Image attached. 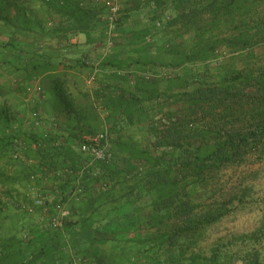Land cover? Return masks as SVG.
Returning a JSON list of instances; mask_svg holds the SVG:
<instances>
[{
	"label": "trees",
	"instance_id": "obj_1",
	"mask_svg": "<svg viewBox=\"0 0 264 264\" xmlns=\"http://www.w3.org/2000/svg\"><path fill=\"white\" fill-rule=\"evenodd\" d=\"M82 2H66L63 15L79 24L69 31L85 32L101 27L97 22L98 11L86 9ZM33 3V0H0V13L5 12L4 16L0 14V22L9 35L14 36L17 29L12 12L18 10L32 16ZM134 3L136 8H147L152 21L166 20L161 28L154 22L150 29L132 31L127 51L136 53V57L140 55L135 69L130 72L128 67L118 66L108 58L103 67H111L115 72L104 74L95 91L79 90L77 83L71 82L77 78L74 71L82 67L80 62L76 69L67 65L60 69V64L44 60L17 64L23 82L39 78L47 82V102L53 113L65 123L71 120L73 125L65 138L40 141L44 146L41 150L27 149L39 141L29 131L14 136L0 133V163L5 156L7 159L5 151L13 152L20 143L24 145L21 153L37 161L21 165L20 171L10 175L0 165V228L5 218L1 192L5 189V194H10L17 185L51 179L50 175L57 170H77L85 157L74 151L72 145L78 144L82 135L104 130L101 113L111 117L108 134L113 136L114 155L108 164H95L100 172L97 178L82 176L83 195L79 201L69 197L76 187V178H61L57 190L52 191L53 198L46 203V213L52 216L57 202L65 204L70 212L63 220L62 231L49 227L43 232L33 227L23 239L17 234L0 237V264H74L78 256L82 264L85 258L93 264H126L122 254L95 246L99 241L98 226L109 211L118 209L121 201L139 204V194L147 197L146 212L140 213V207L136 208V217L128 227L131 239L119 234L112 235L107 242L129 238L128 244L157 254L154 259L147 257L150 264H232L219 247L209 255L196 248L207 227L227 215V206L233 199L210 192L206 199L197 201L189 190L198 193L212 186L221 170L242 163L248 155H264V68L246 61L240 68H235L232 62L210 68L219 48L234 53L264 42V17L258 12L259 3L256 0H135ZM121 29L122 25L120 34ZM153 30L163 34L161 44L150 43ZM145 54L147 64L143 65L140 61L143 62L141 56ZM157 68L180 69L181 73L152 78ZM187 70L190 72L186 73ZM142 115L147 117L149 136L144 148L132 136H126ZM63 236L69 240V251L64 250L67 244L63 239L61 243ZM81 243L87 245L83 251H79ZM257 261L256 256L249 257L243 264Z\"/></svg>",
	"mask_w": 264,
	"mask_h": 264
},
{
	"label": "rangeland",
	"instance_id": "obj_2",
	"mask_svg": "<svg viewBox=\"0 0 264 264\" xmlns=\"http://www.w3.org/2000/svg\"><path fill=\"white\" fill-rule=\"evenodd\" d=\"M256 1L259 3L258 12L264 17V0ZM140 10L142 12L139 13V23L136 21V24L134 25L135 27L133 28L134 31H142L145 28L146 30L147 28L150 29L152 25H154V22L157 21L151 20L152 13H149L147 8H141ZM0 14L4 16L5 12H1ZM162 16L163 15H161V17ZM11 19L14 23H17L16 11L12 12ZM163 20L165 21V19ZM99 29L102 31H97V37H95V42H93V46L95 45L96 47L95 49H98L103 38V28L100 27ZM7 31L8 30L5 28L3 22H0V133L14 136V134L17 135L16 132L21 126L16 119H21L19 115L21 112L20 110L23 108L20 107L21 104H16L17 101H13L14 95L12 94L13 91L17 92V90H14V83L12 82V77L17 71L18 64V61L15 59L16 51L18 50L16 47L17 38L9 35ZM151 35L152 36L149 37L150 43L161 44L163 42L164 36L159 31L153 30ZM119 37L120 31L118 39ZM118 39L116 42H118ZM250 51H252L251 56L248 55ZM215 54L216 58L210 62L211 69L218 68L215 66L219 63H221V65H227L231 62L235 68H240L243 66V61H246L250 65L256 64L258 67L264 68V42L255 44L250 49L237 50L234 53L219 48ZM84 55L90 54H83L80 58ZM145 55L146 56H141L144 58V60H142L143 62L140 61L143 65L145 63L147 64V54ZM138 58H140V55L135 59ZM130 62L131 59L129 56L126 55L123 57V63L126 67L129 68L128 63ZM133 62L137 61L134 60ZM186 67L188 68L191 66ZM197 69L198 68L192 72H196ZM156 70L157 74L152 78L160 77L162 73H166V75L164 74L163 76L168 75L172 77L181 73L180 69L173 70L157 68ZM188 72L190 71L187 70L186 73ZM75 73H77V78L73 80L71 79V82L77 83L78 89L85 91L83 88L85 87L84 83H82L79 77L80 72L79 75L78 72ZM20 102L23 103V101ZM11 110L16 114V117L12 115L13 113ZM9 111L12 114H9ZM107 116V114L101 113V118L104 117L106 119ZM109 125V123H103L104 128H106L108 132ZM126 136H132L136 141V144L140 145L141 148L147 146L149 142V136H147V117L145 115L140 116L138 125L128 129ZM110 137L111 139L113 138V136ZM32 144L30 145V148L27 147L28 150H36L32 148ZM5 153L7 154V159L5 156L0 163L1 167L3 166V168H5V172L10 175L11 173H15V171H20L22 161L25 160L24 157L22 156L21 160L14 161L10 158L12 151L11 153L5 151ZM29 164L27 163L26 165ZM212 184V186L208 185L209 187H204L198 193L195 189L189 191L192 197L197 201H203L209 196L210 192H212L218 197L223 195L225 199L231 197L233 202L227 206L229 211L226 216L220 219L217 223L207 227L203 238L198 243L196 251L201 252L203 255H209L211 251L219 247L221 248L220 251L222 253H225L231 258L232 264L246 263L249 257L255 256L258 258L257 264H264V155L259 156L257 153H253L248 155L242 163L224 168L218 173L217 178ZM127 190L128 189L125 188V191ZM14 191L10 194H5L4 189L3 192H1L5 218L0 228V237L17 234V236L23 239V236L27 235L29 230L33 229V227H39L43 232L46 231V229L48 230L50 227L49 215H47L45 219L38 221L40 216L35 215L36 212L32 214L27 212V207L32 204L33 197L26 196L30 203L24 204L23 201L20 202L17 199V196L20 194L17 188H15ZM139 195L141 198V206H143L142 208L139 205L140 203L138 204L136 201H134V203H122L121 201V203L117 205L118 209L109 211L106 220L102 221V225L98 226L99 232L97 233L99 234L97 239H99V241H97L95 246L99 249H105L106 251L113 250L118 255L122 254L126 264H150L147 262V257L150 259L157 257V254L154 252H147L145 248H138L134 243L128 244V241H130L132 237V233L128 231V227H130L131 221H134L136 217V208L140 207L142 210L140 213L144 214L146 212L145 204L147 202V197L141 194ZM38 223L41 224L38 225ZM119 234H125L126 237H129L130 239L125 238V240L129 239L127 242L125 240L107 242L106 239H110L112 235L117 236ZM66 237L63 236L61 238V243L63 244V239L67 244V247L64 250L69 251L70 244ZM86 246V243H81L78 246L80 248L79 251H83ZM78 257H75V260H77ZM83 261V264H93V261L89 258H85ZM79 264L82 263L80 262Z\"/></svg>",
	"mask_w": 264,
	"mask_h": 264
},
{
	"label": "crops",
	"instance_id": "obj_3",
	"mask_svg": "<svg viewBox=\"0 0 264 264\" xmlns=\"http://www.w3.org/2000/svg\"><path fill=\"white\" fill-rule=\"evenodd\" d=\"M81 1H83V6L86 9L98 11V15L104 12L103 5L95 0ZM33 2V8L35 10L34 15L27 17L25 12L16 11L18 21L17 23H14L17 27L14 36L17 38L16 47L18 50L16 51L17 53L15 55V59L18 63L21 62L23 65H28L30 63H36L40 60H44L54 64H60V69L63 65H70L75 68L77 62L81 59V55L90 54L95 57L99 55L98 50L95 49V45L93 46V42H95V37H97V31L100 30L101 32L102 30L99 29L100 27L96 26L95 28L89 29L85 32H76L73 30L69 31V28L77 27L79 24L72 19H67L66 16L63 15L62 11L66 6L67 0H33ZM121 2L124 14L123 17L126 18H124V21L122 22V29L118 42H116V45L108 58L112 61V63L125 67L123 57L126 55L129 56L131 62L128 64L130 65L129 71L131 72L135 69L136 62L133 61L136 60V53L134 54L128 52L127 50H129V48L127 47L129 46V42L132 40L130 36L132 35V31H134V25L136 24V21L139 23V13L142 11L140 10V6L139 8L135 7V0H121ZM76 71L78 72V75L80 72L79 77L82 83H84L85 87L83 88L85 91L89 93L91 91H95L101 84L103 76L98 78L93 85L88 87L86 85V79L90 70L85 67H80L77 68L75 72ZM22 76V72L16 71L15 75L12 77V82L14 83L13 87L15 88L14 90L22 87V90L20 89L19 92H12L14 95L13 101H17L16 104H21L20 107L23 108L20 110L21 112L19 115L21 119H16L17 122L21 124L16 134L21 135L22 133L29 131L30 133H33L39 141L44 138V135L48 137L47 139L65 138L73 123L71 120L66 121L65 123L63 119L53 113L47 102V82L40 78L23 82ZM20 101H23V103ZM11 111L13 114L10 111L9 114L16 117L13 110ZM103 114L108 115L106 119L104 117L102 118L103 123L106 122L110 124V115L108 113ZM37 120L42 121V124L40 127L33 128V125ZM53 121H56L58 127L57 129L51 126V122ZM83 136L84 135H82L81 138ZM72 149L77 152L76 145H72ZM22 156L25 159L22 161V165H26L27 163L35 164L37 162L35 159L27 158L24 154H22ZM73 172H76V170H73L72 168H64L53 172L52 175H50L51 179L43 178L38 181V183L32 181L31 183L18 185L17 190L20 194L17 196V199L20 202L23 201L24 204L30 203L26 196L34 197L36 195H41L47 197L48 200H51L54 194L52 191L57 190L56 185L59 183L61 178H65L66 176L76 178V174ZM81 196H79V198L75 201H79ZM69 204L70 203H67V206H69ZM44 212L45 211L41 210L36 211L35 215L43 217H39L38 221L45 219L48 215ZM39 224L41 223H38V225Z\"/></svg>",
	"mask_w": 264,
	"mask_h": 264
},
{
	"label": "built area",
	"instance_id": "obj_4",
	"mask_svg": "<svg viewBox=\"0 0 264 264\" xmlns=\"http://www.w3.org/2000/svg\"><path fill=\"white\" fill-rule=\"evenodd\" d=\"M100 3L104 7V12L97 16L98 21L103 28V38L101 44L98 46L97 57L93 55H84L80 59V63L82 67H85L90 70V73L86 79V85L90 87L97 81L98 78L102 77L104 74L113 73L115 70L110 68H104L103 63L108 57L111 55L113 48L115 47L116 41L119 35V29L122 25L123 19V8L121 0H95ZM144 1V0H142ZM83 4V3H82ZM81 4V5H82ZM166 20V19H165ZM164 20L156 21L155 26L157 28H161ZM121 74L125 72H120ZM166 75V73H162L160 76ZM143 76L147 78V73H144ZM151 76V75H149ZM42 121H35L33 128L40 127ZM51 126L53 128H58L56 121L51 122ZM48 137L44 135V138L40 139L41 142H45L44 140H48ZM40 141L32 144L33 149H41L43 145ZM24 149V145L20 143V146L14 148V151L11 153L10 158L14 161H18L22 159V151ZM76 150L82 156L85 157V160L81 163L76 172V187L73 191H71L69 197L71 199L75 198L76 200L79 196L82 195L83 190L80 185V179L84 174H89L92 177L97 178L100 175L99 169L95 167V164H108L113 160V152H112V144L111 137L108 134L106 128L102 132H99L95 135H85L81 138V140L76 144ZM92 168V170H89ZM91 171V172H90ZM50 200L47 197L36 195L33 197V202L31 205H28L27 212L29 214L35 213L38 209H42V211L47 212L46 203ZM55 212L52 216H49V226L51 228L62 231L63 220L69 216V211L66 208L65 204L62 202H57L55 204ZM74 264H79L80 259L76 261L73 260Z\"/></svg>",
	"mask_w": 264,
	"mask_h": 264
}]
</instances>
